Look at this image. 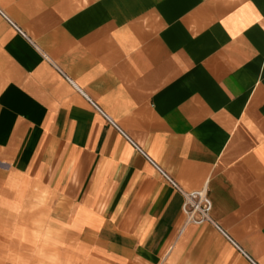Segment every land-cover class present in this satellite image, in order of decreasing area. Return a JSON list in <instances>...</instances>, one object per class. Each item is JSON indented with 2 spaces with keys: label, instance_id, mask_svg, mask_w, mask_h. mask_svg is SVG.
I'll return each instance as SVG.
<instances>
[{
  "label": "crops",
  "instance_id": "crops-1",
  "mask_svg": "<svg viewBox=\"0 0 264 264\" xmlns=\"http://www.w3.org/2000/svg\"><path fill=\"white\" fill-rule=\"evenodd\" d=\"M1 181L56 264H264V0H0Z\"/></svg>",
  "mask_w": 264,
  "mask_h": 264
},
{
  "label": "rangeland",
  "instance_id": "rangeland-1",
  "mask_svg": "<svg viewBox=\"0 0 264 264\" xmlns=\"http://www.w3.org/2000/svg\"><path fill=\"white\" fill-rule=\"evenodd\" d=\"M10 203L9 192L0 182V264H56L55 245L42 236L47 229L39 212Z\"/></svg>",
  "mask_w": 264,
  "mask_h": 264
},
{
  "label": "built area",
  "instance_id": "built-area-1",
  "mask_svg": "<svg viewBox=\"0 0 264 264\" xmlns=\"http://www.w3.org/2000/svg\"><path fill=\"white\" fill-rule=\"evenodd\" d=\"M162 173L174 186L177 187L176 183L173 182L167 174L164 172ZM182 193L185 198L183 212L186 217V224L201 225L205 222H212L210 219L212 203L203 192Z\"/></svg>",
  "mask_w": 264,
  "mask_h": 264
}]
</instances>
